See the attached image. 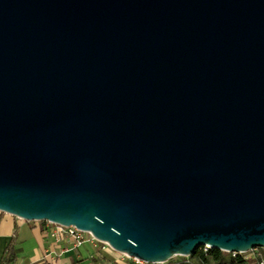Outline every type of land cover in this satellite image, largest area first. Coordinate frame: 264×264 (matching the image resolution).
Instances as JSON below:
<instances>
[{
  "label": "water",
  "instance_id": "obj_1",
  "mask_svg": "<svg viewBox=\"0 0 264 264\" xmlns=\"http://www.w3.org/2000/svg\"><path fill=\"white\" fill-rule=\"evenodd\" d=\"M0 213L145 264L264 249V0H0Z\"/></svg>",
  "mask_w": 264,
  "mask_h": 264
},
{
  "label": "crops",
  "instance_id": "obj_2",
  "mask_svg": "<svg viewBox=\"0 0 264 264\" xmlns=\"http://www.w3.org/2000/svg\"><path fill=\"white\" fill-rule=\"evenodd\" d=\"M51 231L47 222L25 223L0 213V264H99L100 245L74 248L64 237L51 238ZM120 260L115 263L125 264Z\"/></svg>",
  "mask_w": 264,
  "mask_h": 264
},
{
  "label": "built area",
  "instance_id": "obj_3",
  "mask_svg": "<svg viewBox=\"0 0 264 264\" xmlns=\"http://www.w3.org/2000/svg\"><path fill=\"white\" fill-rule=\"evenodd\" d=\"M52 227V231L50 233V237L53 239H59L64 237L69 244L72 245L74 248H79L83 244L92 242L98 244L102 247V249H109L111 250L106 244L99 243L96 241L90 234L82 233L76 230L73 227L70 228H63L60 226H55L49 223ZM212 250L209 247H201L198 250L196 256L192 257H184L185 261L184 264H216L213 256L211 255ZM223 253V252H222ZM229 256L230 259L235 260L238 257H241L244 264H264V249H254L246 254H237V253H224ZM125 259L132 262V264H145L139 262L134 259H129L126 256L121 255Z\"/></svg>",
  "mask_w": 264,
  "mask_h": 264
},
{
  "label": "rangeland",
  "instance_id": "obj_4",
  "mask_svg": "<svg viewBox=\"0 0 264 264\" xmlns=\"http://www.w3.org/2000/svg\"><path fill=\"white\" fill-rule=\"evenodd\" d=\"M99 250L101 253V256H100L101 258H99V264H105V263L116 264L115 260L120 262L121 261L120 259H122L123 263L125 264H132L131 261L121 258V256H119L118 254H115L112 250H109L108 248L102 251V249H100L99 247ZM184 261H185L184 257L177 256V257L172 258L170 261L164 264H184Z\"/></svg>",
  "mask_w": 264,
  "mask_h": 264
},
{
  "label": "trees",
  "instance_id": "obj_5",
  "mask_svg": "<svg viewBox=\"0 0 264 264\" xmlns=\"http://www.w3.org/2000/svg\"><path fill=\"white\" fill-rule=\"evenodd\" d=\"M10 247L7 248V251L9 250ZM198 253V251L195 253L194 256H196ZM211 255L213 256L216 264H244L243 260L241 257H238L235 260H232L229 258V256L227 254H224L222 252L219 251H211L210 252Z\"/></svg>",
  "mask_w": 264,
  "mask_h": 264
}]
</instances>
